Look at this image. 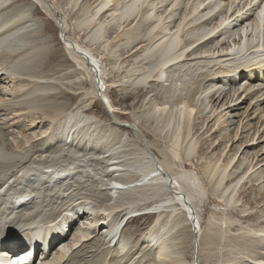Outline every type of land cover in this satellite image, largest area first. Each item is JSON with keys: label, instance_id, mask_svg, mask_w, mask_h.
Masks as SVG:
<instances>
[{"label": "rangeland", "instance_id": "1", "mask_svg": "<svg viewBox=\"0 0 264 264\" xmlns=\"http://www.w3.org/2000/svg\"><path fill=\"white\" fill-rule=\"evenodd\" d=\"M22 1L26 2V0H14V3L16 6H18L19 2L21 4ZM45 1L46 0H35V3L31 1L32 7L34 8H36L37 4L38 6L41 4L45 5L52 15V17H50L46 10H42L40 7L37 8L41 10V13L36 14V12H34L35 9L33 8V12L35 14H33V16L40 18L38 21L39 23L41 22V28L45 34L44 37L47 36V38H41L40 42L48 45L49 50H47V52H49L52 48L54 50L57 47H61V50H63L61 52L64 53L60 54V56H55V59V57H49L50 52H46L47 56H45L41 66L38 69L40 71L39 74H37V69H34L35 71H33L35 73L28 72L22 73L21 75H24L27 78L29 77L30 79L33 77L31 75L32 73H34V76L38 78L40 77L37 75L43 74L42 78L45 77V81H47L46 78H50V80L54 82L53 84L56 83L54 90L59 91L57 97L50 99L59 102L62 105L64 103V109H62L58 115H55L51 118V110L47 104H44L46 103L44 102L45 100L39 99L41 102L37 101L38 105L33 103L31 97H29L27 100L16 102L13 100L16 98L10 97L12 96V91L15 90V88L16 90L19 88V91L20 89H25V91H28L32 88V84L29 82V80H24V82L3 80L5 75H3V78H0V104L2 105L0 106V160H2L0 161V166H2L0 167V183L2 181L1 179H7V177H11L10 180L14 178L12 180L13 182L11 181V184L13 185H16L18 183L17 181H25V183H19L24 187V189L22 186H19L28 193L27 195H31L29 198H27L28 202H24V213L17 210L13 212L12 217H10V219H8V221L6 220V223H4L7 224L8 222L9 225H13L16 221L21 220V216V218L25 220L24 222H26V225H23L26 230L27 227V229H29V224H31L39 214L42 215V213L45 214L51 211L53 214L56 212L57 208L60 209V207H62L60 209V212L62 213L57 214L54 217V220L49 223L51 226H53L57 221L68 219L70 224H72L70 233L66 232L63 234V238L60 241H65V243L67 242L70 245L71 242H75V239H78L84 233L87 234V237H85L83 240L81 238V241L77 245H74L75 249L69 255H67L69 257L70 263L84 264L82 256H85V264L87 262H91L96 259L95 256H101L103 250L110 247L108 249L109 253L107 251L103 252V255L105 256L103 263L111 264V262H114L112 264H115L116 262L117 264H131L135 262L133 260H136L137 256L140 254L135 253L134 255L137 256L135 257L136 259H131L132 262L130 260L126 262L128 256L131 255L132 251L134 252L137 249L136 247L139 245L140 247L143 246V243H141L142 238L144 239L143 234L154 224L153 220L157 215V213L156 215H149L148 213L144 214V207L146 208L150 204H155L158 205L161 210H166L162 212V214L158 215V222L163 220L168 215L169 211L174 210L170 220H168L167 225H165L166 228L169 227L174 230L169 232L168 235L170 237L166 236V240L169 242L171 237H173V241H170L171 243L175 244H172V250L174 249L173 251H175V253H180V256L183 257L185 264H264V56H261L263 55L264 51H261L263 53L260 52L261 55L259 52H257L259 55H257V59L255 60L256 63L257 61L261 63L260 68L254 69L252 67L253 70L252 68H248L245 71H242L245 72L244 75L241 73L236 74V71L234 70L242 68L246 63L249 62L247 61L245 64H243V61L245 62L251 57V55H255L253 54V50L256 48V46H253V43V47L250 46L251 48H247V51L244 50L242 53L236 52L232 54L230 50L231 55L230 53L225 55L223 53L225 51H229L230 49L228 46H233L234 42L238 41L239 33L237 32V27L234 26L235 21L231 22L232 24H229L223 29L217 30L218 27L216 26L220 24L223 18L226 19V16L224 17L223 14V9L225 7H227L228 10L230 9L236 12L240 11L241 8H245V6H252L255 4L257 5V3L261 0H256V2L255 0H200V4L198 3L199 0H178V4L175 3L176 1H172V4L168 3L170 0H143V4L141 3V8L145 7L146 5H153V16H158V18L160 17L158 19V24L160 27H164L165 30H167V28L171 29L172 26L175 27L174 24L176 25L177 23L181 22L180 19H184L185 21L183 20V22H181V25L178 29L179 32L177 34L182 41L187 36L192 35L191 33L194 31L192 29H196V25L198 26L201 24V26L198 27L202 28H200V31H203V33H208L209 31H214L215 29L214 32L208 34L206 37H202L205 35L202 32V35L199 33V36L202 38L200 37V39H198V35L195 37L197 40L194 38L196 42L194 43V47L193 45L191 46L193 50L190 47L189 52L184 54L182 58L178 59L181 60L180 62L177 60L176 64L174 62L172 63L173 65H170L171 68L168 67L166 68L167 70L165 69V72L168 71V73H171V71L174 70V73L172 72L173 76L175 74L177 77L181 74L184 75V78L186 76H190L189 74H194L192 76L194 79L199 77L198 86L200 87L201 91H199L200 93L198 92L200 95L196 93L195 99H197L195 100V104L196 101L197 104H194L193 106L194 111L188 133L189 139L193 141L192 143L194 144V150L190 155L183 153L181 149H179L176 154L172 153L170 151L169 142L167 139L168 135L164 131H159L160 129H157V127H155L152 123L151 119H148L145 114V111L150 106L154 105L156 107L160 105L161 107L165 108V104H169V106L166 105L167 107L165 109L170 110L176 108V106L172 103L175 99H177V97L180 96V94H176V97L173 96L171 100L166 98L165 94L168 92L166 89L169 88L170 84L172 86L174 85L175 79H171L169 76L165 75L163 78H161L162 80H159V78L156 76V69L151 71L149 73L150 75H145L149 69V65L153 63V61L152 63L148 61L149 59L152 60V57L145 56L144 53L141 54V52H138L141 50V48H143L142 44L145 41L137 44L138 40L135 39L130 41V43L126 42L125 36H123L124 31H127V29L129 30L132 27L131 25L135 23L134 21L139 19L138 17L140 16V11H138L139 15H135V17L132 16L129 21L124 23L122 22V18L119 16L118 8H114L115 4L113 2L115 0H109L112 2V4L109 5L110 8L103 11V13L96 15V18H93L95 21H100L102 24L103 33L99 39H96L93 42H87L86 34L89 30L88 27H76L75 22L78 18L82 17L86 13L95 11L94 7H96L95 5L98 0H47L50 4ZM12 2L9 5L11 8H15L14 3ZM195 2H197V4H195ZM208 2H211L212 4ZM243 3L245 4L244 7ZM254 7L252 8V11L254 10ZM11 8H9L11 11L16 9ZM193 8L195 10H193ZM51 10H53L54 14ZM246 11L248 12L245 13L249 14V10ZM214 13L218 14L216 24H214L213 21H207L213 18L215 15ZM56 15H59L62 21L64 36L71 39L75 45L77 42L78 45L87 47L92 56H94L98 62H100L104 86L107 87L106 95L108 100L116 106V109L114 111L112 110L113 112L108 113L103 107V104L97 98L94 88L92 87L93 81L90 78V73L88 74V69L81 61L78 62L75 57L72 58V60L70 52L68 53L66 48L62 47V40L59 37L60 34L58 30V24L55 18ZM183 15L186 17L183 18ZM206 16L208 17L206 19L207 22H205ZM227 20L228 19L225 21ZM248 22L246 24L248 27H250L253 23ZM263 22L264 21H262L263 25H261V30L262 28L264 30ZM203 23L208 24L202 26ZM255 30L256 29L254 28V30H251V32L249 31L250 33H246V39L251 40L252 38H259L256 35L257 33L255 34ZM218 34L222 36L217 38ZM230 41L234 42L232 43ZM251 41H253V39ZM34 42V39L28 41L30 44ZM65 43L69 45L68 42ZM145 43H147V40ZM145 43L143 46H146ZM27 45L28 44H26V46ZM128 49L134 51V55H131V52L125 54L127 53L126 50ZM249 53H251V55ZM243 56L244 58L242 59H245L246 56L249 57H246V60L241 62V57ZM235 57L238 58L235 59ZM224 58L231 60V62L226 59L228 61L227 63ZM258 58L263 59L258 60ZM47 59H49V63L46 61ZM232 59L237 60L239 63L241 62L242 66H239L238 63H236V61H232ZM239 59L241 60L239 61ZM232 62L237 65L235 66ZM229 63L232 65H228ZM77 64L80 66L78 65L77 67ZM190 66H194L193 69H195H188ZM80 67L82 68V71L81 69H78ZM219 67H223V71L226 69V72H222L221 75L220 72H217V69H220ZM189 70L192 71L189 72ZM178 71L180 74L176 73ZM67 72L69 73L67 74ZM140 72L146 76V79L145 81L143 80L139 86H137L133 83V77L139 78L142 75ZM251 73H253V75ZM68 75L71 76L69 77ZM215 76L218 77L219 80L215 79ZM225 76L229 77L230 80H228V78ZM187 77L185 79H187ZM240 77H242V79ZM222 80L224 82H222ZM182 84L184 83L182 82ZM196 89H198V87H196ZM252 89L254 92H256L254 93ZM163 96L165 97L162 98ZM168 100L169 102H167ZM34 115L38 118V120L43 118L46 121L38 122V126L35 125L30 127L28 124L30 119L28 118L33 117ZM113 120L127 122L135 126L136 130L125 125L123 126L126 128L121 126L117 127L114 125ZM23 129L25 132L22 133ZM84 133H87L89 137L84 136ZM69 135L71 138L69 141H66V139L69 138ZM81 137H88V139L85 141L84 139H80ZM145 143L155 154L157 158V165L161 169L165 170L166 174L171 176L173 184L172 189L175 191H180L181 189H179V187L181 188V186L184 189H188L191 197L197 203V206H195V204L191 202V206L195 210L197 222L196 236L191 230V225H187V221L183 215L184 213L180 209L181 207H173L176 205L175 203L172 204V206L170 205V203L175 201L171 199V197H173L174 193L176 194V192L173 190L172 193H169L171 188L167 186L163 189V187L161 188V185H157L158 189H156L157 187H150L152 186L150 184V186L145 185V188L135 190L134 192L133 189H131V194L128 193L129 191H126L124 188L129 186V184L126 182L131 179L132 174H138L141 171V168L144 170L150 168V164L143 161L145 152H147L151 158V154L148 152ZM2 152L3 154H1ZM73 156L77 160H75ZM133 156L135 157L133 158ZM5 157L7 159L10 157L11 158L7 160ZM15 157L18 160H16L17 162L12 160L13 158L15 159ZM135 158L137 161H134ZM78 160H80L81 163ZM72 161H74L73 163L76 166L73 165L72 167ZM76 161L82 166L79 163L77 164ZM150 161L152 162V159ZM23 162L25 164H23ZM120 162L122 163L121 165L118 164ZM128 162L132 163L130 164L131 166L138 163L136 167L138 168L139 172L135 170L138 173L129 171L128 173H123L124 170H120L119 168H125V165L123 166V164ZM216 162L219 163L217 164ZM70 163L71 165H68ZM58 164L63 165L59 166ZM211 164H216L217 166L226 164L227 167L225 169L224 175L226 174V179L230 180L229 182H226V184H230L232 186L235 181H238L235 188L232 189V200L228 201L229 203L227 201L225 203L224 196L230 186L228 185L229 187L228 189H225L224 194H221L219 191L214 192L211 187V181L206 178L205 167ZM55 165H58L57 168L65 166H69V168L72 167V169H69L71 170L70 174L64 177V179H61L58 176L51 177L53 178L52 181H48L45 186L44 184L41 186L40 183L42 181L39 178H42L45 171L46 173L44 175H47V170H50L49 167H54ZM113 167H117L119 170H110L113 169ZM129 167L126 166V168ZM85 171L88 172L86 173ZM154 172L155 171H153V173ZM67 173L68 171L66 174ZM153 173L150 172V174H148L149 177L150 175H153ZM17 174H19V176ZM34 174L37 176V178L34 176ZM39 174L42 176L39 177ZM165 176L166 180H168L169 178L167 175ZM238 178L239 180H237ZM148 179L145 178L146 181H148ZM151 180L152 179L150 178L149 181ZM143 181L144 180H142V182ZM31 182L32 184L35 183L37 187L40 186L41 189H37L39 190V195L35 194L33 189L29 190L30 187L28 186H32ZM131 182L129 181V183ZM174 185H178L179 187L177 186L178 188H176ZM26 186L28 190L26 189ZM110 189H113V191L118 193L117 199L114 200L110 197ZM181 191L185 192L183 190ZM123 193L125 195H123ZM34 194L36 196H34ZM87 196H89L88 200H90V202L85 200V198L87 199ZM219 196L222 197L220 198ZM32 197L34 198L32 199ZM81 201L85 202V204L78 210V207L80 206L79 204L83 203ZM86 201H88L90 204H88ZM103 204L108 206L106 208L108 211L106 213L108 216L106 221L105 219H98L99 214L104 213L103 211H100L106 207ZM63 205H66V208ZM86 208L89 211H87ZM84 211L85 214L83 215ZM17 212L18 216H16ZM63 212L65 215H62L64 214ZM132 214L137 215L130 219V215ZM94 219L96 220L95 222ZM68 220L67 222H69ZM113 221H118V225L120 222V228L117 233V237L119 239L117 238V243H114V250L112 249L113 244L106 241V245L105 242L103 243V240L101 241V231L104 228H102V230H97V228L95 229L97 224L102 223V225H105L106 223L108 226H110ZM50 225L48 227H51ZM154 225L155 226L152 228V231L157 229L156 226H158V223ZM160 233L162 232L159 231L158 234ZM121 240L124 241L125 250L123 249V254L125 256L122 255V252L116 253L115 248L118 247V244L121 242ZM146 248L147 247L144 248L145 251ZM57 253L58 250L55 254V257H57ZM107 253L109 255L113 253L112 255H114L115 259L109 261V258H107L109 255ZM117 256L120 259H125L120 260ZM149 256H151L150 258L153 260L152 262H149L151 261L150 259L147 262ZM149 256H147L148 258L146 256L143 258L142 255L140 258H143V261L140 263L165 264L161 261L157 262L156 258L154 260L152 255L149 254ZM105 259H107L108 263ZM63 261L64 259L62 260L61 258H56L55 264H65ZM136 264H139V261ZM169 264H173V261Z\"/></svg>", "mask_w": 264, "mask_h": 264}, {"label": "bare ground", "instance_id": "2", "mask_svg": "<svg viewBox=\"0 0 264 264\" xmlns=\"http://www.w3.org/2000/svg\"><path fill=\"white\" fill-rule=\"evenodd\" d=\"M13 1V2H12ZM12 1H10V0H4V1H1L0 0V78L2 77L3 78V75H5L4 76V79L3 80H7V81H10V80H14V81H19V82H24V80H29V82L32 84V88L30 89V90H28V91H25V89H20V91H19V88L16 90V88H15V90H13L12 91V96H10V97H14V98H16V99H13V98H11V99H13L14 101H24V100H27L29 97H31V100L33 101V103L35 104V105H38V102H41L39 99H41V100H45L44 102H46V103H44V104H47L49 107H50V110H51V118L53 117V116H55V115H58L60 112H61V110L62 109H64V103H63V105L61 104V103H59V102H56V101H53V100H51L50 98H55V97H57V95L59 94V91H57V90H54L55 88H54V86L56 85V83L55 84H53L54 82L52 81V80H50V78H46L47 79V81H45L44 79H45V77L44 78H42L43 76V74H40V75H37V76H39L40 78H38V77H36V76H34L35 74V70L34 69H37V74H39L40 73V71L38 70L39 69V67L41 66V63L43 62V59L45 58V56H47V53H49L50 55H49V57H55V56H57V55H59L60 56V54H62V53H64V52H61V51H63V50H61V47H57V48H55L54 50H53V48L49 51V52H47V50H49L48 48V45H45V43H42V42H40V40H41V38H47V36L46 37H44V32H43V29L41 28V22L39 23V19L40 18H38L37 16H33V14H34V12H36V14L37 13H41V10L40 9H38L37 7H40L42 10H46V12H47V14L50 16V17H52V15L50 14V11L47 9V7L45 6V5H43V4H41L40 6H38V4H37V6H36V8H34V7H32V2L31 1H33L34 3H35V0H26V2H21V4H20V2H19V5L18 6H16L15 5V3H14V0H12ZM16 1V0H15ZM164 1V0H163ZM168 1V0H167ZM172 1L173 2H175V3H177L178 4V0H170V2H168V3H171L172 4ZM180 1V0H179ZM195 1H197V0H195ZM204 1V0H203ZM228 1V0H227ZM259 1V0H258ZM14 3V6H15V8H13V9H15V10H13V11H11V10H9V8H11V6L9 5L10 3ZM46 2V1H45ZM143 2V0H115L113 3L115 4L114 6V8H118V13H119V16L122 18V22H126V21H129V19L133 16V12L136 10L137 12L138 11H140V16L138 17L139 19L137 20V21H134L135 23H133V25H131L132 27L128 30L127 29V31H124V35L123 36H125V39H126V42H130V41H132V40H135V39H137L138 41H137V44L138 43H140V42H143V41H145L146 42V40H147V43H145V45L146 46H143L144 45V43L142 44V47L143 48H141V50L140 51H138V52H141V54L142 53H144V55L145 56H150V57H152V55H155V54H157V55H159L158 57L157 56H155V58L157 59L156 61H154L153 63H152V60H148V61H150L152 64L151 65H149V69H148V71L145 73V75H147V74H149L151 71H153L154 69H156V76H157V78H159V80H162L161 78H163L165 75H167V76H169L171 79H175V83H178V84H175L174 83V85L172 86L170 83V86H169V88H167L166 90L168 91L166 94H165V96H166V98L167 99H169V100H171V98L174 96V97H176L175 95L176 94H180V96L179 97H177V99H175L174 100V102L172 103L173 105H175L176 106V108H174V109H165L167 106L166 105H168L169 106V104H165V108H163V107H161L160 105L159 106H150L146 111H145V114H146V116L148 117V119H151V121H152V123L154 124V126L155 127H157V129H160L159 131H164L167 135H168V142H169V147H170V151L172 152V153H177V151L179 150V149H181L182 151H183V153H185V154H187V155H190L192 152H193V150H194V144L192 143L193 141H191L190 139H189V137H188V133H189V128H190V123H191V118H192V115H193V106H194V104H195V100L197 99H195V97H196V93L198 94V92L199 91H201L200 90V87L198 86V78L199 77H197V78H195L194 79V77H192L194 74H189L190 76H188V77H190V78H188L186 75V77H187V79H185L184 77H181V76H184V75H178V77H177V75H175L174 74V76H175V78H174V76H173V71L174 70H172L171 71V73H168V71L167 72H165V69L166 68H168V67H170V65L172 64V63H174L175 62V64H176V61L179 59V58H182L183 57V55L184 54H186L187 52H189V48L192 46V45H194V43L196 42V36L198 37V39H200V37L201 36H199V33L201 34V32L203 33V31H200L202 28L201 27H198V26H201V24L200 25H196L195 27H196V29L195 28H193L192 30H194L191 34H192V36L193 37H191L190 38V40H189V45H187V44H184V45H181V43H183L182 42V40H180V38H179V35H177L178 34V29H179V26L181 25V22H183V20L184 19H180L181 20V22L180 23H177L176 25L174 24V26L175 27H173L172 25V28L171 29H168L167 28V26H166V28H167V30H165V28L164 27H160V25L158 24L159 22H158V19L160 18H158V16H153L154 14H153V5L152 6H145V5H143V6H145V7H143V8H141V6H142V3ZM231 2V1H230ZM234 2V1H233ZM236 2V1H235ZM247 2H249V1H247ZM254 2V1H253ZM255 2H256V0H255ZM142 3V4H141ZM148 3V2H147ZM156 3V2H155ZM199 4H200V0H199V2H198ZM208 3H211V2H208ZM227 3H229V2H227ZM246 3V2H245ZM17 4V3H16ZM110 4H112V2H110L109 0H98L97 2H96V7H94V9H95V11H93V12H91V13H86L85 15H83L82 17H80V18H78L77 20H76V22H75V26L77 27V26H84L85 28H87L88 27V32H87V34H86V37H87V42H93V41H95L96 39H99V37L101 36V34L103 33V28H102V24L100 23V21H95V20H93V18L95 17L96 18V15H98L99 13H103V11H105V10H108L109 8H110ZM150 4V3H149ZM195 4H197V2H195ZM199 4H198V6H199ZM212 4V3H211ZM210 4V5H211ZM244 4V3H243ZM247 4V3H246ZM249 4V3H248ZM13 5V4H12ZM151 5V4H150ZM213 5H214V3H213ZM251 5V4H250ZM258 5V6H257ZM257 5L254 7V10L252 11V13L251 14H246V13H243L244 14V19H246L247 20V22L249 21V22H251V23H253L250 27H248L247 26V24L245 25V24H243L242 23V21L240 22V24H243L242 25V28H244V29H246V30H243V29H237V32L239 33V37H238V41L237 42H234V45L233 46H228L230 49H229V51H225L223 54H225V55H228V53H230V50H231V53L233 54V53H236V52H243L244 50H246L247 48H249L250 46L251 47H253V46H256V48L254 49V48H252V49H254L253 50V54H255L256 55V57H255V55H251V53H249L250 55H251V57L249 58V59H247L246 60V57H249V56H246L245 57V59H242V58H244V56L243 57H241V59H239V61L241 60V62L243 61V60H246L245 62L243 61V64H245L247 61H249L248 63H246L242 68H238L239 66H242L241 64V62L239 63L237 60H235V59H237L238 57H235V59H232V61H236V63H238V70H234V71H236V74L237 73H241V74H243L244 75V73L245 72H242V71H245L246 69H248V68H254V69H257V68H260V66H261V63H259L258 61H257V63L255 62V60L257 59V55H259L257 52H261V51H263V49L261 48V47H259V46H257V45H254L252 42L253 41H255V38H252L253 39V41H251V40H249V39H246V37H245V35H246V33L248 34V32L250 31L251 32V30H254V28L255 29H257V31L255 32V34L259 37V39H264V30H263V28H262V30H261V25H263L262 24V21H264V18H263V16H261L260 15V11H261V9L262 8H264V0H261V1H259L258 3H257ZM10 6V7H9ZM167 6V5H166ZM169 6V5H168ZM171 6V5H170ZM192 6H194V5H192ZM212 6V5H211ZM214 7H215V5H214ZM11 8V9H12ZM35 9V11L33 12V10ZM89 8V7H88ZM165 8V7H164ZM212 8V7H211ZM217 8V7H216ZM230 8V7H229ZM233 8V7H232ZM155 9V8H154ZM223 9V8H222ZM151 10H152V12H151ZM190 10V9H189ZM193 10H195L194 8H193ZM236 10V9H235ZM238 10V9H237ZM85 11V10H84ZM192 11V10H191ZM190 12V11H189ZM189 12H188V14H189ZM195 12V11H194ZM246 12H248V11H246ZM187 14V13H186ZM215 14V13H214ZM35 15V14H34ZM139 15V14H138ZM185 15V14H184ZM183 15V16H184ZM182 16V17H183ZM247 16V17H246ZM186 16H184L183 18H185ZM188 17V16H187ZM193 17V16H192ZM203 17V16H202ZM181 18V17H180ZM208 17L206 16V18H205V22H207L206 21V19H207ZM226 18V17H225ZM161 19H162V17H161ZM200 19V18H199ZM202 19V18H201ZM219 19V18H218ZM226 19H230V17H228V18H226ZM226 19H224V21L226 20ZM47 20V19H46ZM49 20V19H48ZM93 21V22H92ZM113 21V20H112ZM132 21H133V19H132ZM185 21V20H184ZM200 21V20H199ZM203 21V20H202ZM223 21V22H224ZM248 22V23H249ZM92 23V24H91ZM128 23V22H127ZM176 23V22H175ZM189 23V22H188ZM213 23V22H212ZM264 23V22H263ZM117 24V23H116ZM129 24V23H128ZM206 24H208V23H206ZM205 23H203L202 24V26L203 25H206ZM221 24V23H220ZM232 24V23H231ZM163 26V25H162ZM170 26V25H169ZM168 26V27H169ZM185 26V25H184ZM208 26V25H207ZM217 27H218V25H216ZM253 26H254V28H253ZM199 29H198V28ZM206 27V26H205ZM216 27V28H217ZM247 27V28H246ZM201 28V29H200ZM215 28V27H214ZM181 30V29H180ZM261 30V31H260ZM214 31H215V29H214ZM214 31H209L208 33H203V34H205V35H203L202 37H206V36H208V34H211L212 32H214ZM263 31V32H262ZM190 32V31H189ZM222 32V31H221ZM232 32V31H231ZM249 32V33H250ZM39 33V34H38ZM234 33V32H233ZM235 33H236V31H235ZM237 33V34H238ZM162 34V35H161ZM225 34V33H224ZM229 34V33H228ZM158 35H160V36H158ZM202 35V34H201ZM231 35V34H230ZM233 35V34H232ZM154 36V37H153ZM158 36V37H157ZM219 36H222V35H220V34H218L217 35V38H220ZM224 36V35H223ZM253 36V35H252ZM157 37V38H156ZM201 37V38H202ZM211 37V36H210ZM236 37V36H235ZM184 38V37H183ZM196 40H195V39ZM249 38V37H248ZM31 39H34L35 40V42L34 43H32V44H30V43H28V41H31ZM124 39V40H125ZM233 39V38H232ZM232 39H230V40H232ZM45 40H47V39H45ZM214 40V39H213ZM222 40V39H221ZM225 40V39H224ZM235 40V39H234ZM33 41V40H32ZM200 41V40H199ZM212 41V40H211ZM215 41H217V40H215ZM245 42L244 44H243V48L241 49V44H242V42ZM76 42V41H75ZM230 42H232V41H230ZM232 42V43H233ZM61 43V42H60ZM131 43V42H130ZM26 44H28L27 46H26ZM53 44V43H52ZM123 44V43H122ZM125 44V43H124ZM149 44V45H148ZM252 44H253V46H252ZM29 45H31V46H29ZM58 45V44H57ZM62 47L63 48H66V51H68V53L70 52V56H71V59L72 58H76L77 60H78V62L79 61H81L82 63H83V65L88 69V74L90 73V78H91V80L93 81V88H94V91H95V81H94V77H93V73H92V69H91V67L89 66V64L86 62V60H85V58H84V56L82 55V54H80V53H78L76 50H73V49H71V47H70V45H68L67 43H65L64 41H62ZM89 45V44H88ZM134 45H136V44H134ZM248 45V46H247ZM76 46L77 47H79V48H81V49H83V50H85L86 52H88L89 54H90V59L92 60V62L94 63V65H95V67L98 69V73H99V76H100V79L102 78V86H104V81H103V77H102V69H101V66H100V62H98V60L94 57V56H92V54L89 52V49L87 48V47H83V46H81V45H78V43L76 42ZM130 46V45H129ZM128 47V46H127ZM194 47V46H193ZM250 47V48H251ZM192 48V47H191ZM133 49V48H132ZM143 50V51H142ZM191 50V49H190ZM192 50H193V48H192ZM195 50V49H194ZM247 51V50H246ZM44 52V53H43ZM47 52V53H46ZM126 52L127 53H125V54H128V53H130L131 55H134L133 53H134V51H131V50H126ZM192 52V51H191ZM194 52V51H193ZM250 52V51H249ZM252 52V51H251ZM43 53V54H42ZM231 53H230V55H231ZM257 53V54H256ZM261 53H263V52H261ZM261 53H260V55H261ZM44 54H46V55H44ZM43 55H44V57H43ZM130 55V56H131ZM144 55H142V56H144ZM188 55V54H187ZM187 55H186V57H187ZM192 55V54H191ZM207 55V54H206ZM62 56V55H61ZM125 56V55H124ZM261 56H264V53H263V55H261ZM32 57H33V59H32ZM65 57V56H64ZM127 57V56H126ZM234 57V56H233ZM232 57V58H233ZM259 57V56H258ZM48 58V57H47ZM58 58V57H57ZM149 58V57H148ZM189 58V57H188ZM220 58V57H219ZM264 58V57H263ZM263 58H258V60H260V59H263ZM28 59V60H27ZM50 59V58H49ZM49 59H47L46 61L48 62L49 61ZM55 59H56V57H55ZM152 59V58H151ZM184 59V58H183ZM227 58H224V60L228 63V61L229 62H231V60H226ZM53 60V59H52ZM73 60V59H72ZM146 60V61H147ZM27 61V62H26ZM55 61H57V60H55ZM179 62L181 61V60H178ZM224 61V62H225ZM52 62V61H51ZM223 62V63H224ZM225 62V63H226ZM45 63V62H44ZM49 63V62H48ZM225 63H224V65H225ZM233 64H234V62H232ZM74 64V63H73ZM76 64V63H75ZM150 64V63H149ZM16 65H18V66H16ZM45 65V64H44ZM78 65L79 64H77V67H78ZM167 65V66H166ZM173 65V64H172ZM190 65V64H189ZM223 65V64H222ZM221 65V66H222ZM223 65V66H224ZM228 65H232L231 63H229ZM235 65V64H234ZM237 65V64H236ZM235 65V66H236ZM251 65V66H250ZM253 65V66H252ZM13 66V67H12ZM80 66V65H79ZM220 66V67H221ZM192 66H190V68H188V69H193V67L191 68ZM196 67V66H195ZM219 67V68H220ZM229 67V66H228ZM171 68V67H170ZM181 68V67H180ZM186 68V67H185ZM218 68V67H217ZM223 68V67H222ZM222 68H220V69H217V72H220V74L222 75V72H226L225 70L223 71V69ZM227 68V67H226ZM253 68H252V70H253ZM78 69H81V71H82V68L80 67V68H78ZM187 69V70H188ZM195 69V68H194ZM193 69V70H194ZM233 69H234V67H233ZM34 70V71H33ZM42 70V69H41ZM167 70V69H166ZM177 71V70H176ZM179 71H180V69H179ZM176 72V73H179L180 74V72ZM190 71H192V70H189V72ZM233 71V72H234ZM30 73V72H34V73H32L31 75L33 76V77H31L30 79H29V77L27 78V77H25L24 75H21L22 73ZM53 72V71H52ZM188 72V73H189ZM203 72V71H202ZM231 72V71H230ZM69 72H67V74H68ZM73 73V72H72ZM78 73V72H77ZM141 73V72H140ZM197 73H198V71H197ZM197 73H196V75H197ZM199 73H200V71H199ZM250 73V72H249ZM249 73H247V74H249ZM71 74V73H70ZM136 74V73H135ZM142 74V73H141ZM201 74V73H200ZM203 74V73H202ZM252 75H253V73H251ZM255 74V73H254ZM145 75H141L139 78H135V77H133L134 78V81H133V83L135 84V85H137V86H139V84L140 83H142V81L144 80L145 81V79H146V76ZM150 75V74H149ZM224 75V74H223ZM29 76V75H28ZM69 76V75H68ZM71 76V75H70ZM69 76V77H70ZM130 76V75H129ZM155 76V77H156ZM230 76V75H229ZM248 76H251V75H248ZM214 77V76H213ZM216 77V76H215ZM226 77V76H225ZM131 78H132V76H131ZM220 78V77H219ZM226 78H228V80H230V78L229 77H226ZM241 79H242V77H240ZM239 78V79H240ZM42 79H43V81H42ZM212 79V78H211ZM215 79H218V77H216ZM220 79H222V78H220ZM236 79V78H235ZM240 79V80H241ZM179 80V81H178ZM219 80V79H218ZM217 80V81H218ZM227 80V81H228ZM45 81V82H44ZM171 81H173V80H171ZM226 81V80H225ZM244 81V80H243ZM27 82V81H26ZM42 82V83H41ZM182 82L184 83V84H182ZM215 82V81H214ZM222 82H224L223 80H222ZM240 82V81H239ZM196 84V86H195V84ZM73 84V83H72ZM258 84V83H257ZM263 85H264V83H263ZM136 86V87H137ZM201 86V85H200ZM56 87V86H55ZM196 87H198V89H196ZM202 87V86H201ZM106 86H104L103 87V89H104V92H103V94H102V96L104 95V99L106 100V102H107V104L109 105V108H110V110H111V112H113L115 109H116V106L115 105H113L109 100H108V97H107V95H106ZM243 89H245V88H243ZM71 90V89H70ZM251 90V89H250ZM256 90V89H255ZM69 91V90H68ZM165 91V90H164ZM252 91L254 92V90L252 89ZM251 91V92H252ZM260 91V90H259ZM258 91V92H259ZM264 91V90H263ZM70 92V91H69ZM250 92V93H251ZM252 92V93H253ZM256 92V91H255ZM254 92V93H255ZM67 93V92H66ZM65 93V94H66ZM71 93V92H70ZM72 93H74V92H72ZM200 93V92H199ZM63 94H64V92H63ZM74 94H76V93H74ZM216 94V93H215ZM220 94V93H219ZM11 95V94H10ZM198 95H200V94H198ZM224 95V94H223ZM165 96H163L162 98H164ZM260 97V96H259ZM33 98V99H32ZM98 98V97H97ZM216 98V97H215ZM99 99V101L101 102V103H103V101L102 100H100V98H98ZM174 99V98H173ZM172 99V100H173ZM258 99V98H257ZM256 99V100H257ZM163 100V99H162ZM161 100V101H162ZM169 100L167 101V102H169ZM214 100V99H213ZM11 101V100H10ZM13 101V102H14ZM38 101V102H37ZM160 101V102H161ZM166 101V100H165ZM3 103V102H2ZM12 103V102H11ZM10 103V104H11ZM15 103V102H14ZM67 103V102H66ZM66 103H65V105H66ZM182 103V104H181ZM4 104V103H3ZM42 104H43V102H42ZM43 104V105H44ZM160 104V103H159ZM163 104V103H162ZM196 104H197V101H196ZM195 104V105H196ZM199 104V103H198ZM201 105V104H200ZM0 106H2L1 104H0ZM104 106V105H103ZM172 106V105H171ZM170 106V107H171ZM173 107V106H172ZM118 109V108H117ZM106 110V109H105ZM113 110V111H112ZM107 111V110H106ZM108 112V111H107ZM71 114H73V113H71ZM71 114H70V116H71ZM18 116V115H17ZM39 117V116H38ZM28 119H30L29 120V125H30V127L32 126H38L37 124H38V122H41V121H43V122H45L46 120L45 119H43V118H40L39 120H38V118L34 115L33 117H29ZM76 119V118H75ZM51 121V120H50ZM114 121V120H113ZM25 123V122H24ZM50 123V122H49ZM114 123V125H116L117 127L118 126H121V127H124V128H126L125 126H127V127H131V128H133V129H135L136 127L135 126H133V125H131V124H129V123H127V122H123V121H119V120H117V121H114L113 122ZM64 124V123H63ZM123 125H125V126H123ZM28 127V126H27ZM21 128H23V127H21ZM26 128V127H25ZM24 128V129H25ZM24 129H23V131H22V133L23 132H25L24 131ZM63 129V128H62ZM136 130V129H135ZM69 131V130H68ZM32 132H34V131H32ZM38 133V132H37ZM62 133V132H61ZM72 133V132H71ZM64 134V133H63ZM85 135L84 136H88V134L87 133H84ZM87 134V135H86ZM90 134V133H89ZM92 135V134H91ZM68 136V135H67ZM72 136V135H71ZM95 136V135H94ZM106 136V135H105ZM64 137V136H63ZM73 137V136H72ZM89 137V136H88ZM88 137H86V138H83V137H81L80 139H84L85 141L88 139ZM70 135H69V140H70ZM92 138V137H91ZM74 139V138H73ZM29 142V141H28ZM65 143V142H64ZM73 143H74V141H73ZM72 143V144H73ZM17 144V143H16ZM68 144V143H67ZM84 144V143H83ZM71 145V144H70ZM85 145H87V144H85ZM73 146V145H72ZM68 147V146H67ZM69 148H70V146H69ZM72 148V147H71ZM62 149V148H61ZM83 149H84V147H83ZM86 149V148H85ZM39 150V149H38ZM44 150V149H43ZM71 150H73V149H71ZM71 150H69V151H71ZM83 151H85V150H83ZM74 152H75V150H74ZM15 153V152H14ZM21 153V152H20ZM80 153V152H79ZM111 153V152H110ZM1 154H3V152L1 153ZM82 154V153H81ZM81 154H80V156H81ZM85 154V153H84ZM174 154V155H175ZM83 155V154H82ZM77 156H78V154H77ZM136 156V155H135ZM135 156H133V158L135 157ZM18 157V156H17ZM69 157V156H68ZM74 157V156H73ZM75 157H76V154H75ZM74 157V158H75ZM4 158V157H3ZM11 158V157H10ZM9 158V159H10ZM20 158V157H19ZM64 158V157H63ZM103 158V157H102ZM105 158V157H104ZM5 159H7L6 157H5ZM9 159H7V160H9ZM22 159V158H21ZM66 159V158H65ZM114 159V158H113ZM12 160H17V158L15 157V159L13 158ZM25 160V159H24ZM51 160V159H50ZM67 160V159H66ZM71 160V159H70ZM75 160H77L76 158H75ZM80 160H81V158H80ZM80 160H78L80 163H81V161ZM82 160H83V158H82ZM151 160V158H150V155L147 153V152H145V155H144V162H148L149 164H150V168H147V169H142L141 168V171L139 172V170H138V168L136 167L137 166V164H133V166H131L130 164H132V163H130V162H132V161H130V162H128V163H124L123 164V166L125 165V168H119L120 170H124L123 171V173L124 172H126V173H128V171L129 172H133V173H135L136 171H138V172H136V173H138V174H132V176H131V179H129V181L131 182V180H132V182L131 183H129V181L128 182H126V183H128L129 184V186H127V187H124L125 189H126V191L128 190L129 192L128 193H130V191H132L131 189H133V192L135 191V190H139V189H141V188H145L144 186L145 185H148V186H150V184L152 185V186H150V187H157L156 189H158V186L159 185H161V188L163 187V189L164 188H166L167 186H168V181H169V179L168 180H166V176H165V174H162L161 172H159V171H157V169H155L154 168V166H153V163L150 161ZM0 161H2V160H0ZM14 161V162H15ZM18 161V160H17ZM16 161V162H17ZM62 161V160H61ZM60 161V162H61ZM115 161V160H114ZM134 161H137V159L135 158L134 159ZM4 162H6V161H4ZM8 162V161H7ZM10 162H12V161H10ZM10 162H9V164H10ZM69 162H71V161H69ZM74 161H72V163H73ZM77 162V161H76ZM79 162H77V164L79 163ZM99 162V161H98ZM107 162V161H106ZM112 162V161H111ZM13 163V162H12ZM20 163V162H19ZM53 163V162H52ZM65 163V162H64ZM79 163V164H80ZM85 163V162H84ZM135 163V162H134ZM217 163V162H216ZM219 163V162H218ZM217 163V164H218ZM23 164H25L24 162H23ZM22 164V165H23ZM65 164H67V163H65ZM114 164V163H113ZM116 164V163H115ZM118 164H122L121 162L120 163H118ZM21 165V166H22ZM54 165V164H53ZM59 166L60 165H63V164H58ZM57 165V166H58ZM68 165H71V163L70 164H68ZM73 165H74V163L72 164V167H73ZM81 165V164H80ZM20 166V165H19ZM46 166V165H45ZM56 166V165H55ZM55 166L53 167V166H50V167H53V168H50L49 167V169L50 170H47V175H44L45 173H43V176L42 175H40L39 177H41L42 176V178H39V179H41V186L44 184V186H45V184L46 183H48V181H50V180H52L53 178H51V177H56V176H58L59 178H63L64 179V177H66L67 175H69L70 174V172H71V170H69V169H72V167L71 168H69V166L68 167H59V168H57V166H56V168H55ZM74 166H76V165H74ZM82 166V165H81ZM88 166V165H87ZM126 166H130L129 168H126ZM0 167H2V166H0ZM47 167H48V165H47ZM80 167V166H79ZM83 167H85V166H83ZM147 167H148V165H147ZM226 164L225 165H222V166H217L216 164H211V165H207L206 167H205V174H206V178H208L209 179V181H211V187H212V190L214 191V192H216V191H219L221 194H224L225 193V189H228V187L230 186V188L227 190V193L225 194V203H226V201L228 202V201H230V200H232V189H234L235 188V186H236V184H237V182L235 181L234 182V184L231 186L230 184H226V182H229L230 180H228V179H226V177H225V175H224V172H225V169H226ZM100 168V167H99ZM44 169V168H43ZM48 169V168H47ZM80 169H81V167H80ZM84 169V168H83ZM83 169H82V172H83ZM87 169H89V168H87ZM86 169V170H87ZM115 169H118L117 167H113V169H110V170H115ZM118 169V170H119ZM106 170H108V169H106ZM136 170V171H135ZM68 171V173L66 174V172ZM76 171V170H75ZM78 171V170H77ZM88 171H90V170H88ZM88 171H85L86 173L88 172ZM153 171H155L154 173H153ZM46 172V171H45ZM79 172H81V171H79ZM150 172L151 173H153V175H150V177H149V175L148 174H150ZM3 173V172H2ZM8 173V172H7ZM85 173V174H86ZM125 173V174H126ZM33 174V173H32ZM79 174V173H78ZM1 175V174H0ZM8 175V174H7ZM18 176H19V174H17ZM92 175V174H91ZM118 175H119V173H118ZM130 175H131V173H130ZM9 176H11V175H9ZM34 176L37 178V176L34 174ZM108 176V175H107ZM122 176V175H121ZM120 176V177H121ZM149 177V179L151 178L152 180L151 181H149V179H148V177ZM0 178H1V176H0ZM11 178V177H10ZM10 178L9 177H7V179H1V180H4V184L2 185V187L0 188V235H4V237H5V239H6V241L3 243V244H1L2 245V247L3 248H1V249H7V248H9L10 247V244L16 239V236L17 235H20L21 236V240H23V242L24 243H26L28 246H27V248H25L24 250H22V253H25V255L24 256H22V263H21V261L19 260V264H26L25 262H27V261H29L30 260V258H31V256H32V259H33V262H29V263H27V264H55V259L56 258H61L62 260L64 259V261L63 262H65V264H72V263H70V260H69V257L67 256V255H69L75 248V246L74 245H77L81 240V238H82V240L85 238V237H87L86 235V233H84L83 235H81L78 239H75L76 241L75 242H71L70 243V245H69V243H65V241H60L63 237V234H65L66 232H69L70 233V229H71V225L72 224H70V226L68 227V228H66V232H59V235L58 234H56L55 232H54V234H53V238H52V241H51V243L49 244V247H48V250H47V252L46 253H43V249H42V247H40V246H38L37 247V250L39 249V251H40V249H41V252H38L37 253V257H36V255H34L33 254V250H32V248L30 247V241L26 238V234L31 230V227H35V226H37V225H39L38 226V231L39 230H41L42 229V227H44V226H46V227H48L50 224V222H51V220H52V218H54L57 214H59V213H62V212H60L61 210V208L62 207H60V209L59 208H55L56 209V212L55 213H53L52 214V211L51 212H48V213H45V214H43L42 213V215H44V216H42V215H40L39 213H37V214H39L36 218H35V220L31 223V224H29L28 222V224H29V231L27 230H25V228L23 227V225L26 223V222H24L25 220H23L22 218H21V216H20V221L18 220V221H16L13 225H9L8 224V222H7V224H5L6 222V220L8 221V219H10V217H12V215H13V212H15V211H21L22 213H24V202L26 201V202H28V200L27 199H24V196H26V194H27V192H25L23 189H24V187L22 186V185H20L19 183H22V182H20V181H17L18 183L16 184V185H13V184H11V181L14 179H12V180H10ZM29 178V177H28ZM101 178V177H100ZM145 178L146 179H148V181H146L145 180ZM25 179V178H24ZM27 179V178H26ZM38 179V180H39ZM115 179V178H114ZM17 180V179H16ZM35 180H37V179H35ZM57 180V179H56ZM127 180V179H126ZM142 180H144L143 182H142ZM237 180H239V178L237 179ZM34 181V180H33ZM96 181V180H95ZM98 181V180H97ZM100 181V180H99ZM13 182V181H12ZM36 182H38V181H36ZM121 182V181H120ZM23 183H25V181L23 182ZM28 183H30V182H28ZM61 183V182H60ZM66 183V182H65ZM71 183V182H70ZM125 183V182H124ZM31 184H32V182H31ZM50 184V183H49ZM127 184V185H128ZM22 186L23 187V189H21L20 188V186ZM33 185H35V183L34 184H32V186H28V187H30L29 188V190H34V192H35V194H38L39 195V190L41 189L40 188V186H33ZM48 185V184H47ZM46 185V186H47ZM82 185V184H81ZM158 185V186H157ZM172 178H171V182H170V187L169 188H172ZM229 185V186H228ZM25 186V185H24ZM64 186V185H63ZM101 186V185H100ZM106 186V185H105ZM143 186V187H142ZM175 186V185H174ZM178 185H176L175 187L176 188H178L177 187ZM68 187H70V186H68ZM147 187V186H146ZM174 187V188H175ZM50 188V187H49ZM54 188V187H53ZM26 189H27V186H26ZM37 189H39V190H37ZM76 189V188H75ZM179 189H181V190H183V191H185L184 193H185V195H186V198H187V200L190 202L189 204L190 205H192V203L193 204H195V206H197L196 204V202L193 200V198L191 197V195H190V192H189V190L188 189H184L182 186H181V188L179 187ZM4 190H6V191H4ZM28 190V189H27ZM74 190V189H73ZM84 190V189H83ZM100 190V189H99ZM124 190V189H123ZM166 190V189H165ZM168 190V189H167ZM180 190V191H181ZM47 191V190H46ZM101 191V190H100ZM109 191V190H108ZM118 191V190H117ZM150 191V190H149ZM153 191V190H152ZM169 191V190H168ZM168 191H166V192H168ZM173 191H175V190H173ZM68 192V191H67ZM90 192V191H89ZM165 192V193H166ZM176 192V191H175ZM41 193V192H40ZM64 193H66V192H64ZM85 193V192H84ZM97 193V192H96ZM103 193V192H102ZM110 197L111 198H113L114 200L115 199H117V196H118V193L117 192H115V191H113V189H110ZM140 193V192H139ZM169 193H172V190L171 191H169ZM34 194V196H36ZM91 194V193H90ZM131 194V193H130ZM137 194V193H136ZM41 195V194H40ZM65 195V194H64ZM99 195V194H98ZM104 195V194H103ZM123 195H125L124 193H123ZM135 195V194H134ZM144 195V194H143ZM171 195V194H170ZM67 196V195H66ZM188 196V197H187ZM10 197V198H9ZM42 197H43V195H42ZM65 197V196H64ZM70 197V196H69ZM88 197L89 196H87V199L85 198V200H88ZM103 197V196H102ZM170 197V196H169ZM220 198L222 197V196H219ZM34 197H32V199H33ZM61 198V197H60ZM99 198V197H98ZM104 198V197H103ZM19 199V200H18ZM171 199H173V200H175V201H173V203H170V205L172 206V204H176V205H174L173 207H175V208H177V207H181L180 209L182 210V212L184 213L183 215H184V217H185V219H186V221H187V225L188 226H192V222L190 221V209H189V207H187V205L185 204V202H184V199L182 198V196L180 195V194H178V193H174V195H173V197H171ZM81 200V199H80ZM170 200V199H169ZM40 201V200H39ZM89 202H90V200H88ZM88 201H86L88 204H90ZM170 201H172V200H170ZM224 201V200H223ZM81 202H83V201H81ZM163 202V201H162ZM164 202H167V201H164ZM192 202V203H191ZM18 203V204H17ZM31 203V202H30ZM66 203V202H65ZM68 203H70V202H68ZM68 203H67V205H68ZM229 203V202H228ZM17 204V205H16ZM33 204V203H32ZM85 204V202H83L82 204H79L80 206L78 207V210L80 209V207H83V205ZM106 204V203H105ZM105 204H103V205H105ZM158 204V203H157ZM162 204H164V203H162ZM34 205V204H33ZM57 205V204H56ZM77 205V204H76ZM76 205H75V207H76ZM107 205V204H106ZM105 205V206H106ZM159 205H160V203H159ZM64 207L66 206V205H63ZM89 206V205H88ZM102 206V205H101ZM146 206V205H145ZM162 206V205H161ZM160 206V207H161ZM68 207V206H67ZM90 207V206H89ZM108 206H106L103 210H100V211H103L104 213H100L99 214V216H98V219L100 218V219H102V220H104L105 219V221L107 220V218H108V216L106 215V213L108 212L107 211V208ZM194 207V206H193ZM66 208V207H65ZM101 208V207H100ZM113 208V207H112ZM38 209V208H37ZM43 209V208H42ZM76 209V208H75ZM172 209H174V208H172ZM77 210V211H78ZM86 210L87 211H89L87 208H86ZM144 214L145 213H148L149 215H156V213H157V215H156V218L153 220L154 221V224H156V223H158V226H156L157 227V229H155V231H152V228L155 226L154 224L147 230V231H145V233L143 234V236H144V239L142 238V240H141V243H143L142 245L143 246H141L140 247V245L138 246V247H136L137 249L133 252L132 251V253H131V255H127L126 253V255L128 256V258H127V260H126V262L127 261H131V259H133V258H135L137 255H134L135 253L137 254V253H139L140 255H138L137 256V259L136 260H133V261H135V262H133V263H131V264H136V263H138V261H139V264H141L140 262L141 261H143L142 259L144 258V256H149V254L150 255H152V257L154 258V260H155V258L157 259V262L159 261H161V262H164L165 264H169L170 262L172 263V261H173V264H185L184 263V259H183V257H181L180 256V253L178 254V253H175V251H173L172 250V244H174V243H171L170 241L172 240V238L173 237H171V240L168 242L167 240H166V236H169L168 234H169V232H171V230H174V229H171V228H169V227H167L166 228V226L165 225H167V223H168V220H170V218H171V216H172V212H174V210H172V211H169V213H168V215L163 219V220H161L160 222H158V219H159V216L158 215H160V214H162V212H164V211H166L165 209H163V210H161V208H159V206L158 205H155V204H150L149 206H147L146 208L144 207ZM59 211V212H58ZM68 211V210H67ZM75 211V210H74ZM82 211V210H81ZM121 211H122V209H121ZM120 211V212H121ZM132 211V210H131ZM147 211V212H146ZM193 211H194V218L196 219V216H195V210L193 209ZM66 212V211H65ZM79 212V211H78ZM119 212V213H120ZM151 212V213H150ZM153 212V213H152ZM64 213V212H63ZM118 213V214H119ZM138 213V212H137ZM143 213V212H142ZM142 213H139V214H142ZM20 214V213H19ZM28 214V213H27ZM85 214V211L83 212V215ZM125 214V213H124ZM165 214V213H164ZM11 215V216H10ZM62 215H65V213L64 214H62ZM128 215V214H127ZM137 214H132V215H130V219H132V217H135ZM16 216H18V212L16 213ZM129 216V215H128ZM60 217V216H59ZM121 217V216H120ZM84 218V217H83ZM19 219V218H18ZM26 219V218H25ZM33 219V218H32ZM59 219V218H58ZM96 219V218H95ZM94 219V222L96 221ZM126 219V218H125ZM12 220V219H11ZM13 220H14V218H13ZM63 220V219H62ZM68 220V219H67ZM66 220V221H67ZM10 221V220H9ZM27 221V220H26ZM41 221V222H40ZM69 221V220H68ZM156 221V222H155ZM5 222V223H4ZM38 222H40L41 224H37ZM70 222V221H69ZM44 223V226L42 225ZM102 223H103V221H102ZM102 223H100V224H97L96 226H95V229L97 228V230H102V228H104L102 231H101V234H102V239H101V241L103 240V243L105 242L106 243V241L108 242V243H111V244H113L111 247H112V249L114 248V243L116 244L117 243V233H118V231H119V228H120V222H119V225L117 224L118 223V221H113V223H111V225L110 226H108L105 222V225L103 224L102 225ZM53 224V223H52ZM195 224H196V226H197V222H195ZM26 225V224H25ZM61 225V224H60ZM78 225V224H77ZM51 226V225H50ZM68 225H64V227H67ZM169 226H170V223H169ZM61 227V226H60ZM91 227V226H90ZM108 227V228H107ZM115 227V228H114ZM174 227V226H173ZM28 228V227H27ZM26 228V229H27ZM93 228V227H92ZM107 228V229H106ZM164 228V229H163ZM166 228V229H165ZM169 228V229H168ZM59 229V228H58ZM58 231V230H57ZM56 231V232H57ZM72 231V230H71ZM94 231V230H93ZM159 231H161L162 233H160V234H158L159 233ZM18 232V233H17ZM95 232V231H94ZM97 232V231H96ZM166 232V233H165ZM172 232H174V231H172ZM49 234H51L52 232H48ZM173 234V233H172ZM176 235V234H175ZM97 236H99V235H97ZM141 237V236H140ZM170 237V236H169ZM65 238V237H64ZM66 239V238H65ZM119 239V238H118ZM121 239V238H120ZM35 239L34 238H32V242L34 241ZM99 240V239H98ZM123 240H124V238H123ZM123 240H121V242L118 244V249L117 248H115L116 249V253L117 252H122V255H124L123 254V251L125 250L124 248H125V246H124V241ZM169 240V239H168ZM123 241V242H122ZM173 241V240H172ZM96 242V241H95ZM98 242V241H97ZM126 242V241H125ZM60 243V244H59ZM57 244H59L58 245V247L56 248L55 246L57 245ZM82 244V243H81ZM81 244H79V245H81ZM100 244V243H99ZM127 244V243H126ZM137 244V243H136ZM104 245V244H103ZM106 245H107V243H106ZM109 245V244H108ZM175 245V244H174ZM99 246V245H98ZM105 246V245H104ZM110 246V245H109ZM128 246V245H127ZM55 247V248H54ZM79 247V246H78ZM86 247V246H85ZM91 247H93V246H91ZM107 247V246H106ZM145 247H147L146 248V251L144 250V248ZM174 247V246H173ZM72 248V249H71ZM80 248V247H79ZM83 248V247H82ZM98 248V247H97ZM110 248V247H109ZM109 248H106L105 250H103V252H108V249ZM51 249H53V250H51ZM94 249V248H93ZM103 249V248H102ZM121 249V250H120ZM124 249V250H123ZM135 249V248H134ZM55 250V251H54ZM57 250H58V253H57V257H55L56 255V252H57ZM86 250V249H85ZM114 250V249H113ZM129 250V249H128ZM103 252H102V254H101V256H95L96 257V259L95 260H93V261H91V262H87L86 264H102L103 263V259H104V255H103ZM114 252V251H113ZM142 254H141V253ZM177 252V251H176ZM179 252V251H178ZM15 253H19V252H15ZM80 253H82V252H80ZM109 253V252H108ZM107 253V254H108ZM110 253H111V251H110ZM21 253H19V255H20ZM29 254L31 255V256H29ZM83 254V253H82ZM87 254V253H86ZM113 254V253H112ZM112 254H108L109 255V257L107 256V258H109V261L111 260H114L115 258H114V255H112ZM98 255H100V254H98ZM106 255V254H105ZM116 255V254H115ZM122 255H121V257H122ZM143 255V258L141 259L140 257ZM125 256V255H124ZM68 257V258H67ZM76 257H77V255H76ZM118 257V256H117ZM151 256H149V258L147 259V262L149 261V259L151 260V258H150ZM84 258H85V256H82V259H83V263L85 264V260H84ZM119 258V257H118ZM152 258V259H153ZM120 259V258H119ZM121 259H125V258H121ZM120 259V260H121ZM139 259H141V260H139ZM80 260V259H79ZM106 260V262H107V259H105ZM119 260V261H120ZM71 261H72V259H71ZM75 261V260H74ZM116 261H117V258H116ZM153 260H151V261H149V262H152ZM81 262V261H80ZM123 262V261H122ZM125 262V261H124ZM132 262V261H131ZM156 262V261H155ZM17 263V264H18ZM82 263V262H81ZM108 263V262H107ZM112 263H114V262H111V264ZM146 263V262H145ZM56 264H60V263H56ZM103 264H106V263H103ZM115 264H117L116 262H115ZM130 264V263H129ZM146 264H148V263H146ZM151 264V263H150ZM154 264V263H153Z\"/></svg>", "mask_w": 264, "mask_h": 264}, {"label": "water", "instance_id": "3", "mask_svg": "<svg viewBox=\"0 0 264 264\" xmlns=\"http://www.w3.org/2000/svg\"><path fill=\"white\" fill-rule=\"evenodd\" d=\"M52 13L53 10H51ZM56 18V22L58 24V30H59V34L62 38V40H66V37L64 36V31H63V26H62V21L57 17L55 16ZM70 44H71V47L76 50L78 53L82 54L84 57H85V60L86 62L89 64V66L92 68L93 70V77H94V81H95V91H96V94L97 96L100 98V100L103 101V105H104V108L108 111V113H111V110L110 108L108 107V105L105 103V101L103 100V97H102V94H103V86H102V79H100V76H99V73H98V70L95 68L93 62L91 61L90 59V56L85 53L84 51L80 50L79 48H76L73 46L72 42L70 41ZM115 121V120H114ZM145 141V140H144ZM146 144V143H145ZM146 148L148 150V152L151 154V158L153 160V163L156 167V169H158L159 171H161L162 173H166L164 172V170L160 169L158 166H157V160H156V157L155 155L153 154V152L150 150V148L147 146L146 144ZM169 178V181H168V186L170 187V176L168 174H166ZM183 195V198H184V194ZM184 202L188 205V207L190 208V221L192 222V228L191 230L193 231L194 235L196 236V224H195V218H194V211H193V208L192 206L184 199Z\"/></svg>", "mask_w": 264, "mask_h": 264}, {"label": "snow or ice", "instance_id": "4", "mask_svg": "<svg viewBox=\"0 0 264 264\" xmlns=\"http://www.w3.org/2000/svg\"><path fill=\"white\" fill-rule=\"evenodd\" d=\"M258 6V5H257ZM261 16H264V8L261 9V12H260Z\"/></svg>", "mask_w": 264, "mask_h": 264}]
</instances>
